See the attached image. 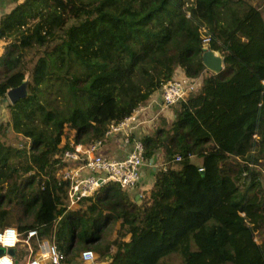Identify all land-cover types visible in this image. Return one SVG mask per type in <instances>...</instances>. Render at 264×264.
Listing matches in <instances>:
<instances>
[{"label":"trees","instance_id":"16d2710c","mask_svg":"<svg viewBox=\"0 0 264 264\" xmlns=\"http://www.w3.org/2000/svg\"><path fill=\"white\" fill-rule=\"evenodd\" d=\"M14 2L0 17V99L26 79L29 95L0 120V230L15 222L22 234L15 263L49 239L64 264L85 250L93 264H264V0ZM205 37L223 57L219 73L204 64ZM179 69L205 75L142 137L146 160L161 153L168 166L147 196L110 182L69 208L64 140L103 138ZM10 127L32 140L28 160L4 141ZM14 201L19 213L6 208Z\"/></svg>","mask_w":264,"mask_h":264},{"label":"built area","instance_id":"2783aa9c","mask_svg":"<svg viewBox=\"0 0 264 264\" xmlns=\"http://www.w3.org/2000/svg\"><path fill=\"white\" fill-rule=\"evenodd\" d=\"M209 44L210 38L205 37V50H209ZM180 70H177L175 76L158 90L160 93L158 101L153 99L149 105L139 107L130 116L112 122L103 138L88 145L81 143L63 145L60 158L70 164L64 167L58 175L61 180L70 183L67 200L69 208L76 207L82 199L93 196L110 182H115L128 191L137 187L143 178V169L147 165L143 139L136 136L135 128L144 125L145 119L153 123L155 118H149V112L153 109L155 102H158L164 109L177 107L191 94L197 92L202 84V76L192 79ZM114 137L120 138L126 146H130L123 158L110 157L99 152L107 141ZM176 160L180 161L181 157L178 156ZM154 163V161H150L151 166L157 169L158 166ZM159 167L166 170L168 166L163 161ZM9 234L13 235L15 239L12 244H5L3 239H0V248L3 250V253L0 254V261L7 257L11 264H16L14 253L20 246L22 234L18 228L13 226L0 230V238L9 236ZM28 236L29 238L36 237L38 231H29ZM29 251L31 254L25 264L65 263V254L54 241L49 239H44L38 244V250L34 257L32 256V247L29 248ZM81 257L86 264H93L97 259V254L93 250H85Z\"/></svg>","mask_w":264,"mask_h":264},{"label":"crops","instance_id":"0c3cea01","mask_svg":"<svg viewBox=\"0 0 264 264\" xmlns=\"http://www.w3.org/2000/svg\"><path fill=\"white\" fill-rule=\"evenodd\" d=\"M16 5V3L14 2V0H0V17L5 14L10 12L14 6ZM181 71V70H180ZM160 93L159 91L155 92L154 95L152 96V98L145 104V105H149L152 100L154 99L155 101H158L160 98ZM143 105V106H145ZM177 107H172L169 109H164L161 107V105L158 102L154 103V107L152 110H150L149 112V118H155V120L153 121V123H151V121H149L148 119H145V123L144 125H139L135 128L134 133L136 134V136L138 135L139 137H143L145 134H150L151 132L154 131V129H152V131L150 130L158 121L160 122L159 117L161 115H163L165 118L167 119H173L174 118V110ZM1 110V108H0ZM6 114H4V119H6L8 116H5ZM2 117V116H1ZM130 148V146H126L124 144V142L117 137H114L112 139H109L107 141V143L104 145V147L99 151V152H103L105 155L110 156V157H115V158H123L128 149ZM163 154L159 153L157 154L156 160L160 159L161 164L163 163L164 159H163ZM154 160V162L156 161ZM156 166H160L159 164L154 163ZM153 171L152 174L151 172L147 169V167H144L143 169V178L141 180V182L137 185L136 188L130 190V193L132 195H136V199H139V193L142 191H147L148 189H150L153 186V183L155 181V171L157 170L155 167H152ZM150 183V186H149ZM149 187V188H148ZM141 190V191H140ZM141 200V198H140Z\"/></svg>","mask_w":264,"mask_h":264},{"label":"rangeland","instance_id":"374dc122","mask_svg":"<svg viewBox=\"0 0 264 264\" xmlns=\"http://www.w3.org/2000/svg\"><path fill=\"white\" fill-rule=\"evenodd\" d=\"M7 43L8 42H6L4 39H1L0 40V54H3L4 52H5V48H6V46H7ZM31 56H29V58H30ZM30 67H31V65H29ZM205 75V74H204ZM203 75V76H204ZM203 76H202V79H203ZM7 104L8 103H2V101L0 102V108H1V110H0V120L1 121H7L8 120V118H9V116H10V114H9V108L7 107ZM179 106V105H178ZM177 106V107H178ZM4 114H6L5 116H8L6 119H4ZM2 116V117H1ZM162 116L163 115H161L160 117H159V119H160V122L158 121L150 130L152 131V129H155L157 126H159L160 125V123H161V118H162ZM74 136H75V134L73 133V132H71L70 133V135L68 136V138L66 139V140H64V145L65 144H67V145H71L72 143H74ZM4 141L8 144V145H12V146H15V147H18L19 149H26L27 150V152H26V154H22V155H20V157L18 158V161L19 162H21V161H26V160H28L29 159V157H30V153H31V142H32V140L31 139H29V138H26V137H24L23 135H21V134H15V132L13 131V128L12 127H10V132H8V135L4 138ZM193 158H194V160H196V161H198V162H200L201 160H197V158H196V156H193ZM155 160H156V158H155ZM155 163L156 164H161V161H160V159H157L156 161H155ZM159 164V165H160ZM73 165V164H72ZM146 167H147V169L151 172V174H152V166H151V164H150V161H147L146 160ZM158 168H159V166H158ZM27 176H29V175H25V174H23L22 176H21V180L20 181H23ZM1 182H0V187H1ZM6 186V185H5ZM149 186H150V183H149ZM149 188V187H148ZM150 189H148L147 191H142V192H140L139 193V199H138V201L141 203L142 202V200H140V198L142 199V198H144L145 196H147V192L149 191ZM141 191V190H140ZM137 200V199H136ZM6 208L8 209V210H13V211H15L16 213H19L20 211H19V208H18V204L14 201V202H11V203H6ZM11 226H13V227H16V228H18V226H17V224L14 222ZM117 233H118V226H116L115 227V229H114V231H113V235L109 238V246H110V248H109V251L110 252H112V253H114L115 251H116V247L114 246V245H112L111 246V244H110V242H112V240L116 237V235H117ZM126 240H129V237H126L125 238ZM24 244H21L20 246H19V250H17L15 253H14V256H15V258L17 257V254H18V257L20 256L21 257V253H23L24 251H23V248H24ZM32 249H33V257L36 255V252L37 251H35V249H34V247L32 246ZM0 250H1V248H0ZM31 253H30V251H29V254H28V257H29V255H30ZM27 257V258H28ZM27 261V260H26ZM76 262H77V264H86L84 261H83V259H82V257L80 256L77 260H76ZM80 262V263H79ZM23 263V261H21V263L20 264H22ZM179 263V260H178V258L177 257H172L171 258V264H178ZM18 264V263H17ZM23 264H25V262L23 263ZM71 264H75V263H71ZM97 264H99V262L97 263Z\"/></svg>","mask_w":264,"mask_h":264},{"label":"water","instance_id":"95a60500","mask_svg":"<svg viewBox=\"0 0 264 264\" xmlns=\"http://www.w3.org/2000/svg\"><path fill=\"white\" fill-rule=\"evenodd\" d=\"M203 60L207 69L215 73L221 72L224 67L223 57L218 52L212 49L205 50L203 55ZM27 86H28V81L26 79L24 80L22 85L8 90L4 102L15 104L18 100L27 97L29 95ZM153 161L154 159L151 160V162ZM1 253H3V250H0V254Z\"/></svg>","mask_w":264,"mask_h":264},{"label":"clouds","instance_id":"9594fccd","mask_svg":"<svg viewBox=\"0 0 264 264\" xmlns=\"http://www.w3.org/2000/svg\"><path fill=\"white\" fill-rule=\"evenodd\" d=\"M0 239H3V242L5 244H12L15 238L13 235L9 234V236H6ZM0 264H11V262L7 259V257H5L3 261H0Z\"/></svg>","mask_w":264,"mask_h":264}]
</instances>
